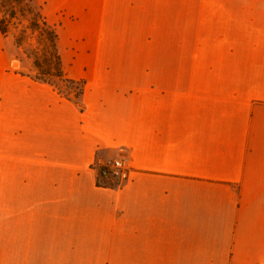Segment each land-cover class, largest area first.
Wrapping results in <instances>:
<instances>
[{
	"label": "crops",
	"instance_id": "0c3cea01",
	"mask_svg": "<svg viewBox=\"0 0 264 264\" xmlns=\"http://www.w3.org/2000/svg\"><path fill=\"white\" fill-rule=\"evenodd\" d=\"M113 7L46 19L78 98L0 32V264H264V0L172 34Z\"/></svg>",
	"mask_w": 264,
	"mask_h": 264
},
{
	"label": "rangeland",
	"instance_id": "374dc122",
	"mask_svg": "<svg viewBox=\"0 0 264 264\" xmlns=\"http://www.w3.org/2000/svg\"><path fill=\"white\" fill-rule=\"evenodd\" d=\"M103 0H32V5L40 10L46 19H81L74 12L79 11L83 5H89L91 15L94 12V5L100 4ZM113 5L111 19H121L123 14L130 10L131 19H155V31L160 30V19H171L170 32H177V19H211V0H108ZM127 6L129 8H127ZM74 11V12H73ZM18 19H28L18 16ZM82 19H86L83 15ZM15 21L9 34L11 42L14 43V36L20 33L28 22L24 20L18 23ZM15 44V43H14ZM26 52H33V48H41L37 40V33L30 35L25 44ZM23 51V49H22ZM25 54V52L23 51ZM26 55V54H25ZM27 56V55H26ZM28 57V56H27ZM32 60V59H31ZM36 75V72H35ZM57 87L65 95L75 98L81 84L54 80Z\"/></svg>",
	"mask_w": 264,
	"mask_h": 264
},
{
	"label": "trees",
	"instance_id": "16d2710c",
	"mask_svg": "<svg viewBox=\"0 0 264 264\" xmlns=\"http://www.w3.org/2000/svg\"><path fill=\"white\" fill-rule=\"evenodd\" d=\"M22 16L28 19H18ZM28 24L20 29V33L14 36V43L23 49L25 54L32 59L36 68L35 79L51 84L57 89L58 93L65 96L55 83V79L71 83L81 84L79 92L75 98L80 97L84 91V81H76L67 77L63 69V63L58 51V32L57 26L50 24L42 12L32 5V0H0V32L4 36H9L15 21ZM37 33V40L41 48H33V52H26V41L30 35Z\"/></svg>",
	"mask_w": 264,
	"mask_h": 264
},
{
	"label": "built area",
	"instance_id": "2783aa9c",
	"mask_svg": "<svg viewBox=\"0 0 264 264\" xmlns=\"http://www.w3.org/2000/svg\"><path fill=\"white\" fill-rule=\"evenodd\" d=\"M91 167L97 173V183L102 187L121 186L130 179L132 168L121 156L109 160H96Z\"/></svg>",
	"mask_w": 264,
	"mask_h": 264
}]
</instances>
